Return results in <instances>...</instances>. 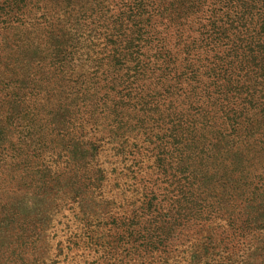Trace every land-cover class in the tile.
Returning a JSON list of instances; mask_svg holds the SVG:
<instances>
[{
	"label": "trees",
	"instance_id": "trees-1",
	"mask_svg": "<svg viewBox=\"0 0 264 264\" xmlns=\"http://www.w3.org/2000/svg\"><path fill=\"white\" fill-rule=\"evenodd\" d=\"M74 1L67 0L71 7ZM49 4L62 5L57 0H0V161L9 157L6 166L18 167L23 175L22 167L32 164V156L60 146L68 132L79 129L65 125L70 118L60 108L51 111L53 121L46 125L39 115H48V108L38 97L25 98L33 80L29 61L20 60L28 47L22 31L33 24V11ZM90 4L83 18L101 28L104 38L98 63L107 64L108 70L99 80L111 95L110 131L117 136L140 133L141 139L134 135L127 140L126 153L140 169L142 156L151 151L158 174L143 190L140 203L107 211L97 224L107 231L87 235L83 246L93 247V264H166V253L186 251L178 237L186 241L190 232L196 236L187 248L188 264L252 263V256L264 252V175H258L259 182L248 176L241 180L250 159L264 156V146L253 144H264V0ZM45 20L43 33L57 44L48 51V75L58 80L72 63L73 45L63 43L59 18ZM24 128L27 140L20 135ZM48 138L55 143L49 144ZM208 143L217 155L211 159ZM70 151L74 160L81 158L84 169V178L75 176L73 183L92 187L96 201L110 180L96 162L97 147L82 151L73 145ZM229 180L239 184L227 187ZM140 181H145L142 173ZM221 181L224 185L216 191ZM235 193L243 207L214 223L228 194ZM165 204L167 219H159V205L162 209ZM27 216L21 200L1 195L0 264H44L26 257L35 248L25 234Z\"/></svg>",
	"mask_w": 264,
	"mask_h": 264
},
{
	"label": "rangeland",
	"instance_id": "rangeland-1",
	"mask_svg": "<svg viewBox=\"0 0 264 264\" xmlns=\"http://www.w3.org/2000/svg\"><path fill=\"white\" fill-rule=\"evenodd\" d=\"M57 1L62 5L49 4L48 7L42 5L39 9H35L30 15L33 24L22 31L23 40L28 47L20 52V60L29 61V74L33 80L26 90L25 98L38 97L43 106L48 108V115H39L41 122H46V125L49 121H53L51 111L60 108L70 118L65 125L71 127V124H75L79 129L71 134L68 132L65 142H62L60 146H54L52 149L45 148L38 157L32 156V164L26 163L22 167L25 178L18 167H13L11 170L6 166L8 161L11 162L9 157L5 159V163L2 162L4 161L2 158L0 197L1 195L7 198L11 196L24 204L28 213L24 219V223L28 225L25 234L28 235V240H32V243L29 241L28 245L35 247L27 250L28 259L36 258L44 264H93V259L96 258L93 247L84 248L83 246L87 235L102 234L107 231L97 225L99 220L106 217L104 215L107 211L128 210L133 208V203H140L143 200V190L152 185L151 181H154L158 174L154 168L155 157L151 151L142 156L143 167L140 169L136 167L133 156L126 153L130 142L127 140H131L134 135L141 139L140 133L133 132L117 136L110 131L108 122L111 121V116L107 111H109L111 95L109 88L99 80V76L108 70L107 64L98 63L104 38L101 28H97L93 21L83 18V14L92 6L91 0H75L72 7L69 5L70 1ZM105 2L108 3V1ZM96 4L93 1V7ZM108 8L111 9L109 3ZM47 18H59V33L65 34L63 43L73 45L72 63L65 66L63 75L58 80L49 79V67L46 65L49 61L48 51L57 45L49 42L48 35L45 36L43 33L47 30L46 24L43 23ZM93 20L96 19L93 18ZM102 23L106 25L105 22ZM2 97L1 93L0 98ZM81 124L83 127L80 128ZM25 128L24 134L20 135L27 140L28 133ZM54 136L51 135V137ZM48 143L55 142L48 138ZM208 144V155L211 159L213 154L215 157L217 155L212 150L213 146ZM253 144L264 146L254 141ZM73 145L78 146L82 151L89 146L97 147L96 162L109 175V186H103L101 194L95 196L97 202L93 199L92 187L88 190L89 187L86 188L79 182L73 183L75 176H81V180L84 178V169L81 166L82 163H79L81 158L77 161L72 158L70 150ZM257 155L259 153L250 159L241 182L246 180L245 176L259 182L261 177L258 175H264V156ZM138 159L141 160V157ZM125 172L127 179L124 176ZM141 173L145 177L143 183L140 181ZM219 183L216 191L224 185L223 181ZM237 184L239 181L229 180L225 185L230 187ZM236 194H228L229 200L221 212L223 215L215 216L214 223L224 222L230 210L243 207L244 202L236 199ZM135 199L136 201L132 202ZM161 201L165 202L162 199ZM93 207H97L96 210H93ZM158 210L160 213L157 218L166 220V204L162 209L159 205ZM88 232L91 234H87ZM188 235L186 241L184 236L178 237L180 241L184 240L182 249L186 251L176 254L166 253L167 261H164L166 264H188L185 260L189 255L187 248L196 236L191 232ZM78 241L82 246L75 245V242L79 243ZM251 260L253 262L250 264H264V252L259 256H252ZM102 262L100 260L96 264H102Z\"/></svg>",
	"mask_w": 264,
	"mask_h": 264
}]
</instances>
